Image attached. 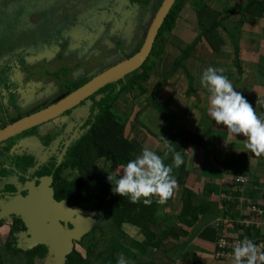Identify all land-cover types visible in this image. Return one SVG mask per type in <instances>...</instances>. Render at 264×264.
I'll return each instance as SVG.
<instances>
[{"label":"crops","instance_id":"1","mask_svg":"<svg viewBox=\"0 0 264 264\" xmlns=\"http://www.w3.org/2000/svg\"><path fill=\"white\" fill-rule=\"evenodd\" d=\"M249 1L208 0L207 5L211 10L226 16L220 22L221 27L216 30L223 41L219 52L212 53L200 39L192 46L187 56L181 59L186 48L199 34L193 17L192 27L195 33L191 28L190 37L189 33L184 34V40L191 38L189 43L185 42L182 47L172 45L166 48L167 46L165 47L160 39L159 55L156 59H152L150 68V72L154 71V75L148 76L149 78L156 76V79L154 82L149 81L147 77L145 79L148 90L145 87L143 93L135 88L128 93L119 94L112 106L111 113L123 126L126 139L141 148L149 147L157 154L163 155L166 142L171 143L175 148V139L172 137L175 133L183 131L184 136L179 137L182 143L175 150L181 153L184 163L179 168L173 169V175L176 179L182 175L184 187L210 204L208 212L201 216L198 222L185 228L186 236H179L177 239L167 237L163 240V245L169 246L157 259L158 264H231V254L216 259L215 245L210 238L201 237L200 233L205 228H214L219 235H226L228 240L240 241L247 236L244 235V229L234 227L233 224L238 226V222L245 223L246 227H254V230L249 228V239L258 246L264 245V206H260L264 205V156L257 158L251 152H244L246 150L243 147L242 135L232 136L227 132L226 127L216 125L207 111L209 93L200 84V76L206 67L223 68L225 70L223 74L228 76L235 90L252 104L258 115H264V105L256 103L258 98L264 100V13L258 17H242L237 13ZM260 1L264 2V0ZM235 47L239 51L240 73L234 65ZM162 55L165 56V60L161 62L165 65L163 69L161 63L158 65L156 61ZM176 64L179 66L176 67ZM185 73H189L190 76ZM227 156L240 157L238 163L229 172H225L222 167ZM171 162L169 155L165 163ZM115 167L122 168V166ZM241 178L244 183L239 181ZM37 188L39 192L32 194L30 190L23 198L17 193L12 199L17 203L20 201V205L16 204L15 207L18 209H11L9 216L16 215L19 218L23 216L33 227L35 220L32 214H24L25 207L21 208V203L25 202L26 207L30 205L32 213L38 214L40 218L50 211L53 219L47 218V220L52 222V231L55 232L58 226L60 227L57 221L61 217L59 215L61 210L85 211L81 206L51 200L49 197L52 189L47 184L39 183ZM181 192L182 187L177 184L174 196ZM43 195L46 196L45 200L42 199ZM174 196L162 207V213L172 220L180 212V204L179 207H174L172 204ZM13 200H8L9 209L12 203H15ZM31 200L33 202H29ZM253 203L259 204L260 207L255 206L256 211L251 212L253 208L250 204ZM44 206L48 209L46 212L39 209ZM9 216L6 215L8 219ZM65 226L69 229L72 227L70 224ZM123 226L134 228L136 232L133 235L125 233L140 242L151 253L163 243L159 230L155 233L153 242L148 243L140 235L138 228L129 224ZM3 229L4 226H1L0 230ZM40 232L41 236L43 231ZM84 235L80 237L76 235L77 240H81ZM93 236H96L94 230ZM46 238L51 237L48 235ZM4 243L0 249L2 257L3 254L5 255Z\"/></svg>","mask_w":264,"mask_h":264},{"label":"trees","instance_id":"2","mask_svg":"<svg viewBox=\"0 0 264 264\" xmlns=\"http://www.w3.org/2000/svg\"><path fill=\"white\" fill-rule=\"evenodd\" d=\"M14 1L15 0H6L5 4L0 9V25L3 26L2 39L9 44L10 47L17 46L19 51L25 50L24 52L33 53L31 59L39 60L44 57L43 53L45 48L43 47V43H46L47 39H50L49 43L52 47L57 44L60 38L61 24L64 23L63 16L72 11L75 4L81 2L82 5L74 12L82 14L84 11H93L97 8L99 3V0H48L47 4H42L41 7L34 8L25 13L23 12L26 9L22 11L21 9L23 7H21L19 13L14 12L13 14V9H15L13 6ZM111 1L110 8L117 5V3L121 6L122 2L126 0ZM138 1L141 6H144L148 2V0ZM160 1L161 0H158V3L153 8V17ZM207 1L208 0H175L160 25V29L153 43V50L148 60H150V58L156 59L159 55V50L161 49L160 37L163 34H168L172 30L175 18L185 2L189 4L191 11H193L195 15V26L199 30V34L196 40L186 48L181 59L183 60L187 56L192 46L200 39L205 42L212 53H218L221 46H223V41L216 30L218 27H221L220 22H222L226 16L211 10L207 5ZM16 2H19V0H16ZM24 5H26L25 2ZM126 9L130 14L133 13V9H137V6L133 5V3L132 7H130V5L128 6L127 0ZM110 11L105 8L104 11L96 14L94 21L97 25H95L96 28L88 26L92 31L89 37H91L95 31L99 36H107V33L110 32L109 29L107 30V26H98V22H103V19ZM237 13L242 17L261 16L264 13V2L260 0H250L246 5L240 8ZM114 18V14L109 13V20H113ZM152 21L153 19L145 29L146 34ZM113 27L118 29L122 34L121 37L124 38L128 37L131 31V27H126L123 23H117ZM45 30L48 31L46 32ZM98 30L99 32L97 33ZM145 37L141 42V46ZM60 39L65 40L69 38L65 37V39ZM68 41L70 42V40H67V42ZM234 55V65L240 73L238 65L239 51L237 47L234 48ZM120 56L124 58L122 62L129 59V57H125L122 53H120ZM151 63L152 61L150 60L148 65L139 69V72H143L145 69L149 72ZM178 66L179 65L176 64V67ZM142 74L146 75L147 72L146 74ZM124 79L117 83L106 85L97 94L92 95L87 100L91 105L90 109L92 111L82 120L77 132L76 130L74 131L75 137L69 140L67 136L66 140H69V143L65 149L61 162H58L55 157H51L47 162L37 164L34 163V158L30 153H28L30 155L27 153L13 155L8 153L5 148L0 149V155L5 157L7 163V166L3 169V175L0 176V190L7 192L18 190L12 181L8 182L12 179L13 173L19 172L24 175L26 171L29 170L27 172H32L35 176H52L51 189L53 190L52 197L54 201H65L68 205L81 206L85 211H88L89 214H96L99 221L107 222L105 228L111 232L109 237H106L103 227L96 225L92 231H88L84 235L88 236L85 254L82 255L72 247L73 249L65 256L64 264H116L121 254H123L129 264H158L157 259H159L162 252L169 246L163 245V240L167 237L177 239L179 236H186L187 233L185 228L193 226L198 222L199 218L205 215L209 210L210 204L207 200L197 197L189 189L184 187L182 175H179L176 179L177 184L182 187L179 198L180 212L176 215V218L172 220L162 213L163 205H158L155 203V200H153L151 206H145L142 202L133 204L127 197H121L115 194L112 191L113 185L107 179L109 174L94 170V164L101 160L108 161V165L111 167H123L129 160L139 155L142 150L141 146L133 145L126 139L123 133V126L119 124L116 116L111 113L112 106L117 96L135 89V87H133L135 84H130V81L125 82L126 80ZM136 79H139L138 76ZM88 82H83L81 85L73 87L70 94L77 91ZM67 95L68 94L61 96L60 99ZM26 99L27 101L29 100L28 97H26ZM82 104H84V102L80 105ZM67 112L68 110L57 118L64 116ZM22 117L23 116H19L16 120ZM34 130L35 128H32L15 136L24 135L25 137H29ZM183 133V131H179L173 135L172 139H175V149L181 145L182 141H180L181 139H179V137L184 136ZM38 138L43 145H47L49 139H51V137L47 135L38 136ZM239 159L240 157L235 158L234 156H227L222 163L225 172H229L230 169L238 163ZM66 161H68V163ZM67 164H69L71 168H75L79 171V176L69 181L62 177V170L68 168ZM18 179L24 181L26 177L20 176ZM169 200H171V198ZM250 205L252 208H255V206H264H259L257 203ZM250 211L252 212V210ZM124 224H129L138 228L140 235H142L148 243L153 242L155 233L159 230L160 239H162L163 243L151 253L147 251L140 242L124 233L122 229ZM244 224L238 222V226H235V224L233 225L237 229H244V235L249 238V228L251 227H246L247 225L245 224V226ZM95 229L98 230L100 234V238L96 239V241H94L95 237L93 236V230ZM251 229L254 230V227ZM25 230L26 226L23 225L22 220L15 218L14 225L10 232L14 237H11L10 240L5 242L3 251L6 254L12 255L22 253L26 258V264H35L36 261L43 260L46 255H48V247L45 244H38L23 251L22 249L15 248L18 240L15 234L23 233ZM200 235L203 238H210L211 242L216 247L214 254L218 248L217 244L219 238L225 237V239L228 240L226 235H219L214 228H205L201 231ZM82 239L83 238L75 242V244L81 245ZM226 252L232 253L231 250H226ZM0 264H2L1 254Z\"/></svg>","mask_w":264,"mask_h":264},{"label":"rangeland","instance_id":"3","mask_svg":"<svg viewBox=\"0 0 264 264\" xmlns=\"http://www.w3.org/2000/svg\"><path fill=\"white\" fill-rule=\"evenodd\" d=\"M5 1L6 0H0V9L5 4ZM47 1L48 0H19V2H16L15 0L13 5L15 9H13L12 13H19V11L26 9L23 12L25 13L26 11L41 7L42 4H47ZM24 2L26 5H24ZM132 3L137 6V9H133V13H131L129 21L127 22L131 27V31L126 38L121 37V34L117 30L109 33L106 37H99V34H96L95 31L93 32V35L89 37V34L92 33L91 29L88 27V22L91 19L90 14H87L86 12L83 13V15L75 13L74 11L80 7L78 3L73 6L74 8L72 11L63 16L64 23L61 25L59 37L64 39L65 37H68L69 39L63 40L59 38L54 47L49 43L50 39H47L46 43H43L45 49L43 53L44 57H42L41 60H32L30 56L33 55V53L30 52H20L16 54V52L10 51L9 63L3 65V60L0 62V129L16 121L19 116L29 115L32 112H36L56 103L61 96L70 94L73 87L81 85L83 82L91 81L108 69L118 65L124 59L120 56V53L129 58L135 55L141 48V42L146 34L145 29L153 19V8L158 3V0H148L144 6H141L138 0H128V6L130 5V7H132ZM126 4L127 0L123 1L121 6H119L118 3L117 6L113 8L117 10L115 12L116 16L118 12H120V18L124 17V14H128ZM21 7L23 8L20 10ZM193 17H195L193 11H191L189 4L185 2L175 18L170 34H163L160 37L165 47L167 46L166 48L172 45L182 47L185 42L189 43L191 41V38L184 40V34L185 32L189 33L188 36L190 37L191 28L193 33H195V29L192 27L194 21ZM124 19L125 18L116 19V21L119 23ZM1 30L2 25H0V32ZM45 31L47 32L48 30ZM98 32L99 30L97 33ZM67 40H70V42L68 41V43ZM9 49L11 50L12 48H10L9 44L3 41L1 33L0 52L4 53L7 50L9 51ZM3 57L4 56H2V59ZM152 59L153 58H150L151 61ZM150 60H148L143 66L148 65ZM164 60L165 56L162 55L156 61L159 65ZM160 66L161 69H163L162 67L165 65L164 63H161ZM146 72L148 74H146ZM142 73H145L146 75ZM152 74L154 75V71L150 72L149 70L148 72V70L145 69L143 72H139L138 70L124 80H126L125 82L130 81V84H135L133 87H138L140 91L144 92V90H146L144 88L147 85L145 79L146 77L148 79V76ZM186 75H189V73ZM137 76L139 79H136ZM154 79H156V76H151L149 81L154 82ZM146 88L148 90V87ZM25 97H30L26 104ZM89 105L90 104L87 103L85 106L71 111L68 116L64 115L58 119L36 126L32 133L34 135L31 134L29 137H25L24 135L10 137L6 141L0 143V149L5 148L8 153L13 155H21L23 153L28 154L27 148L30 151H33V153H36L40 148L42 150L44 146L38 136L45 134L52 136V146L55 149L60 140L58 139L57 134L60 132L62 122L70 123V126L66 127L68 129L64 132L68 135L69 128L76 127L77 124L88 115L90 112ZM68 118L72 121H69ZM17 142H19L18 145ZM57 153L58 151L56 154ZM63 155V152L59 154L58 160L60 162L63 160ZM66 162L68 163V161ZM108 164V161L101 160L96 162L93 168L94 170L103 173L106 172L108 174L112 173L119 175L121 169L111 167ZM67 165L68 168L62 170V177L65 180L69 181L79 176V171L77 169L71 168L69 164ZM5 166H7L5 157L0 155V176L3 175V169ZM10 181H12V179L8 182ZM35 186L37 187V185ZM20 189L21 188H18V190ZM51 191L49 198L53 200V190ZM19 195L23 198V194L19 193ZM8 198L13 200L12 198H14V196ZM45 198L46 196L43 195L42 199L45 200ZM179 198L180 194L174 196L172 202L174 207H179ZM29 202L33 201L31 200ZM18 203H12L9 209L8 201L4 199L0 200V220L6 222L2 225L4 226V229L0 230V249L3 246V242L14 237L11 234L7 237V224H10V222L6 215L9 216L11 209L17 210L18 208L15 207V205ZM33 206L34 204H32V207ZM22 207H25L24 214H32L35 223L33 227L27 228L25 232L15 234V237L18 239L15 248L22 249L23 251L28 249L32 243H35V245L46 244L48 246V255H46L43 260L36 261L35 264H64L65 256L73 248L84 255L88 244V236L83 237L81 245L75 244L72 248L73 242H78L77 236H83L96 225H100L104 228L106 237L111 235V232L105 228L107 222L99 221L97 215H90L88 211L79 212L74 209L61 210L59 214L61 217L59 218V221H57L61 228L53 232V227H51L52 222L47 220V218H50L51 220L53 219L50 211H48V214H45L40 218L38 214L35 215V213H32L30 205L26 207V204L24 203L23 205L21 204V208ZM39 209L44 212L48 210L45 206ZM65 224L72 225L71 229L65 226ZM123 229H125V231L123 230L124 233L128 232L131 235L136 232L134 228L129 226H123ZM40 231H43L41 236ZM94 232L96 235L94 241H96V239L100 238V234L96 229ZM47 234L51 238H46L48 237ZM45 235L46 237H44ZM142 242L145 245L143 240ZM2 264H26V258L22 253L15 255L5 253L2 257Z\"/></svg>","mask_w":264,"mask_h":264},{"label":"clouds","instance_id":"4","mask_svg":"<svg viewBox=\"0 0 264 264\" xmlns=\"http://www.w3.org/2000/svg\"><path fill=\"white\" fill-rule=\"evenodd\" d=\"M156 12V11H155ZM223 68L206 67L200 84L209 93L208 115L216 125L226 127L232 136L244 137V152L255 157L264 156V115H258L252 104L236 91ZM264 105V100L256 101ZM171 155L172 162L165 163ZM184 163L180 152L171 143H165L163 155L149 147H143L141 153L124 165L121 175L110 173L108 181L112 191L121 197H127L133 204L143 203L151 206L153 200L158 205L166 204L175 194L177 180L173 169ZM222 243V242H221ZM264 245H257L245 237L232 246L231 264H264ZM116 264H129L123 254Z\"/></svg>","mask_w":264,"mask_h":264},{"label":"water","instance_id":"5","mask_svg":"<svg viewBox=\"0 0 264 264\" xmlns=\"http://www.w3.org/2000/svg\"><path fill=\"white\" fill-rule=\"evenodd\" d=\"M174 2L175 0L160 1L157 10L154 13L153 21L148 28L145 40L140 50L135 55L103 72L102 74L85 84L83 87L73 92L72 94H68L66 97L62 98L58 102L35 113L22 117L19 120H16L15 122L10 123L5 127L1 128L0 143L6 141L10 137L18 135L29 129L35 128L40 124L54 120L59 115L63 114V112L79 105L93 94L99 92L106 85L117 83L125 77L139 70L149 59L153 50V43L160 29V25ZM39 183L42 185H49L51 183V177H42L39 179ZM25 189H27L28 191L32 190V194H35V192L40 191H38V188L34 185V183H31L30 186L26 185V188H23L22 190ZM21 204L23 205V202ZM20 218L24 220V223L27 228L31 227L30 225L32 224L30 221H28L23 216H20ZM32 246H35V243H32L29 248Z\"/></svg>","mask_w":264,"mask_h":264},{"label":"flooded vegetation","instance_id":"6","mask_svg":"<svg viewBox=\"0 0 264 264\" xmlns=\"http://www.w3.org/2000/svg\"><path fill=\"white\" fill-rule=\"evenodd\" d=\"M114 1V0H113ZM112 3V1L111 0H99V3H98V6H97V8L96 9H94L93 11H91V12H86V11H84L83 13H87V14H90V21L88 22V25L89 26H92V27H95V25H97V24H95V21H94V17L96 16V14L98 13V12H101V11H104L105 10V8H107L108 9V11H110L109 13L110 14H114V16H115V18L113 19V20H109V13H108V15L103 19V22H98V26H107V30L109 29V33H112V32H114V31H118L119 33H120V31L118 30V29H115L113 26L114 25H116L118 22L116 21V19H123V18H125L123 21H121V22H119V24H124V26H126V27H130L129 26V23H127L128 21H129V17H130V15H131V13L129 14V12H128V14L127 15H123L124 17H122V18H120L119 17V14H120V12H118L117 13V16L115 15V12H116V10L115 9H113V8H115L117 5H115V6H113V7H111L110 8V4ZM78 4V3H77ZM118 4V3H117ZM160 4V3H159ZM79 5L81 6L82 4H81V2H79ZM83 13L82 14H80V15H83ZM94 22V23H93ZM62 25V24H61ZM96 28V27H95ZM2 29H3V26H2ZM101 29V28H100ZM93 30V29H92ZM3 32V30H1V32H0V34ZM109 33H107V35L109 34ZM121 34V33H120ZM121 36H122V34H121ZM99 37H103V36H99ZM106 37V36H105ZM10 48H12L11 50L9 49V51L7 50L6 52H0V60H3L2 61V63H3V65H6V64H8L9 63V53H10V51H14V52H16V54H18V53H20V52H24L25 50H21V51H19V49H18V47L17 46H12V47H10ZM12 54H14V53H12ZM2 56H4L3 57V59H2ZM32 57V55L30 56V58ZM4 58H5V60H4ZM32 60H36V59H32ZM39 60V59H38ZM20 76V75H19ZM99 76V75H98ZM90 82V81H89ZM98 93V92H97ZM96 93V94H97ZM24 95V94H23ZM66 95V94H65ZM94 95V94H93ZM91 97V96H90ZM89 97V98H90ZM28 98H30V97H28ZM88 98V99H89ZM88 99H86V100H84L83 102H84V104H82V105H77V106H75V107H73V108H71V109H69L68 110V112L66 113V114H64V115H69L70 114V112L71 111H73V110H75L76 108H79V107H83V106H85L87 103H89L87 100ZM31 100H32V96H31ZM61 100V99H60ZM59 101V100H58ZM57 101V102H58ZM27 103V99H26V97H25V104ZM90 104V103H89ZM91 105H89V111H91ZM39 111V110H38ZM37 112V111H36ZM90 113V112H89ZM31 114V113H30ZM25 116H27V115H24L23 117H25ZM55 119H58V118H55ZM54 119V120H55ZM84 119V118H83ZM82 119V120H83ZM68 120L69 121H72L70 118H68ZM82 120L80 121V123L82 122ZM80 123H78L77 124V126L75 127H72V128H69V130H68V135H66L64 132H65V130H67L68 128H66L67 126H70V123H67V122H62V127L60 128V132L57 134V136H58V139H60L59 140V143H58V145H57V147L54 149L53 148V146H52V142H53V139L51 138V139H49V142H48V144L47 145H44V147H43V149L41 150V148H40V150H38V151H36V153H33V151H30L28 148H27V150H28V153H30V154H32V156H33V158H34V163H37V164H39V163H42V162H47L51 157H55V159L58 161V162H60L58 159H59V154L60 153H62L63 152V154H64V150L66 149V147H67V145H68V143H69V140H72L74 137H75V130H76V132H77V129L80 127ZM46 135V134H45ZM47 136H49V137H52V136H50V135H47ZM67 136L69 137V140L67 141L66 140V138H67ZM18 140H21V139H18ZM20 142V141H19ZM19 142H17V145H18V143ZM43 146V145H42ZM58 151V153L56 154V152ZM27 171H29V170H27ZM26 171V173L24 174V175H22V174H20L19 172H17V173H13V175H12V182L16 185V187L17 188H21L20 190H17L16 189V191H14V192H7V191H2V190H0V200H2V199H4V200H6V201H8L9 200V198L8 197H13V196H15L17 193H21V194H23V196H25L29 191L27 190V189H25V190H22L23 188H26V185H28V186H30V184L31 183H34L35 185H38L39 184V179L42 177V175H37V176H35V174H32V172H27ZM20 176H23L24 178L26 177V181L24 180V181H20L18 178H20ZM48 177V176H47ZM49 177H51V179H53V177L52 176H49ZM1 179V178H0ZM30 183V184H29ZM52 183V182H51ZM0 186H1V181H0ZM49 186L51 187V184H49ZM1 188V187H0ZM24 191V192H23ZM8 196V197H7ZM45 206H47L46 204H45ZM15 218H18V219H21V218H19V217H17L16 215H10L9 216V219H8V221L10 222V224H7L8 225V235H7V237L9 236V234H10V232H11V229H12V227H13V225H14V219ZM22 220V219H21ZM6 222H3L2 220H0V227L3 225V224H5ZM22 223H23V225H25V223H24V221L22 220ZM26 226V225H25ZM26 229H27V227H26ZM26 231V230H25ZM6 237V238H7Z\"/></svg>","mask_w":264,"mask_h":264},{"label":"built area","instance_id":"7","mask_svg":"<svg viewBox=\"0 0 264 264\" xmlns=\"http://www.w3.org/2000/svg\"><path fill=\"white\" fill-rule=\"evenodd\" d=\"M239 181L241 183H244V180L241 178L239 179ZM252 211H256V208L253 207ZM222 242V243H221ZM237 241H230L225 239V237L223 238H219L218 240V244H217V251L214 254V256L218 259L226 257L227 255H230V253L226 252V250H231L232 251V246L233 244H235ZM228 253V254H227Z\"/></svg>","mask_w":264,"mask_h":264},{"label":"bare ground","instance_id":"8","mask_svg":"<svg viewBox=\"0 0 264 264\" xmlns=\"http://www.w3.org/2000/svg\"><path fill=\"white\" fill-rule=\"evenodd\" d=\"M61 227L58 226V229H60Z\"/></svg>","mask_w":264,"mask_h":264}]
</instances>
